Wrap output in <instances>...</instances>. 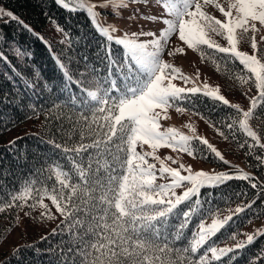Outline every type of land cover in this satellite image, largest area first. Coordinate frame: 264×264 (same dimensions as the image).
I'll return each mask as SVG.
<instances>
[{
	"label": "snow or ice",
	"instance_id": "snow-or-ice-1",
	"mask_svg": "<svg viewBox=\"0 0 264 264\" xmlns=\"http://www.w3.org/2000/svg\"><path fill=\"white\" fill-rule=\"evenodd\" d=\"M53 3L73 15L83 11L88 16L94 30L104 40L96 58L106 71L101 75L84 57L86 74L81 73V79L74 80L67 65L56 58L65 80L77 84L83 94L69 97L71 102L79 101L82 106L83 123L78 142L70 147L49 141L55 149L62 150L70 169L66 170L59 162L50 165L58 188L35 189L31 183L26 184L10 194V200L0 201V213L16 207L23 210L27 206L30 211L39 207L43 209L40 216L53 219L49 204L45 203V198L50 200L55 211L64 218L61 223L67 222L76 241L75 246L67 248L65 264H224L225 258L227 264H234L240 252L264 237V228L245 233L243 240L232 232L227 237L235 241L232 246L219 247L215 238L231 226L235 216L251 209L256 201L237 205L228 209L227 215H222L221 208L210 199L212 193L205 195L201 190L219 188L232 180L249 181L252 188H256L257 183L239 168L234 172H210L193 171L191 165L186 167L182 163L172 167L166 161L177 164L178 160L172 156L162 159L157 152L168 148L196 159L199 149L193 146V141H197L216 159L230 165L217 147L196 134L191 124L186 125L191 135L176 127H162L161 120L169 119L171 108L178 113L195 111L215 127L196 111L198 97L236 110L239 118L226 127L233 130L238 125L250 138L251 143L245 140L239 144L240 148L248 146V155L253 148L264 149L261 135L250 124L257 109L264 106V49L259 47L264 35L257 40L264 29V0H99L98 3L53 0ZM209 7L220 15L208 11ZM109 8L113 10V17L121 19L124 10H131L123 30L116 23H101L103 13L96 10ZM4 17L8 18L5 24L16 22L23 30L44 40L13 12L0 8V20ZM49 20L56 24L52 17ZM138 21L158 27L145 30L141 25L132 31L129 24ZM56 30L64 35L65 40L61 41L64 43L68 33L58 24ZM174 37L187 49L199 53L202 61L211 59L217 71L220 63L216 54H223L221 59L227 64L238 62L242 69L230 79L241 86L254 85L256 95L249 97V108L243 110L239 104L230 103L219 86L213 87L207 81L201 83L199 70L195 76L188 75L166 61L165 53L169 57L185 54V47L169 49ZM249 39L251 54L240 49L241 43ZM6 42V35L0 30V61L11 64L2 50ZM114 45L120 48L119 53ZM12 52L17 59L31 55L18 46ZM177 80L182 81L183 86L174 83ZM25 86L34 87V84ZM216 131L225 140L229 138L219 128ZM89 138L90 142H85ZM68 139L71 140V136ZM255 159L264 165V157L257 155ZM158 179L163 182L157 183ZM178 189H182L179 194ZM30 211L24 215L29 216ZM209 217L211 223L206 222ZM193 221H196L194 225ZM190 225L193 227L188 235L186 230ZM56 231L53 229V234ZM169 237L177 241L183 239L186 244L174 249ZM19 251L16 247L13 254L18 255ZM261 253L264 254V249ZM261 258L258 254L257 264Z\"/></svg>",
	"mask_w": 264,
	"mask_h": 264
},
{
	"label": "trees",
	"instance_id": "trees-1",
	"mask_svg": "<svg viewBox=\"0 0 264 264\" xmlns=\"http://www.w3.org/2000/svg\"><path fill=\"white\" fill-rule=\"evenodd\" d=\"M0 8L13 12L44 38L43 41L37 39L19 27L16 22L5 24L7 17L0 20V30L6 35L7 41L2 45V50L11 61V64L0 61V201H8L11 198L10 194H15L29 183L35 189H51L53 186L58 188L50 165L59 162L66 170L70 169V164L62 154V150L55 149L49 141L66 143L70 147L78 142L80 124L83 123L80 119L82 106L79 101L71 102L69 97L83 94L77 84H69L65 80L57 66L56 58L59 57L67 65L74 80L81 79V73L86 74L84 57L88 58L87 64L95 67L101 75H104L106 70L96 58V53L104 42L103 37L94 30L83 11L73 15L57 7L53 0H0ZM49 17L68 33L64 43H61L65 40L64 35L56 30V24L52 23ZM82 37L84 39H81ZM17 46L27 50L31 55L17 59L12 52ZM113 47L117 53L120 52L118 46ZM260 48L264 49V42ZM207 51L213 52V50ZM196 54L201 60L199 53ZM222 56L223 54H216V59L220 63L219 71L211 59L201 61L217 72L227 89L236 87L254 89L253 84L241 86L234 79H230L234 73L242 69V66L238 62L227 64L221 59ZM28 83L34 84V87H26ZM183 106L188 107L187 104ZM196 111L206 116L215 125V129L219 128L229 137L228 140L234 148L241 152L246 166L253 170L249 173L253 178L252 182L258 185L252 188L249 181L232 180L219 188L201 190L205 195L211 192L212 203L218 205L222 211L230 206L236 207L252 200L256 201L251 209L235 216L231 226L218 234L215 239L219 245L231 241L232 239L227 237L232 232L241 234L244 227L252 221H264V165H260L255 159L257 155L264 157V149L253 148L252 154L248 155L247 145L244 148L239 147V144L245 140L249 143L251 140L239 130L238 125L234 126L233 130L226 127L233 119L239 118L236 110L206 97H198ZM84 112L87 114L86 110ZM251 122L264 139V106L257 109ZM12 135L14 136L10 137ZM69 136L71 140L68 139ZM9 141L14 143L10 144ZM85 142H90V138ZM193 146L199 149L196 159L214 163L219 167L225 165L197 141H193ZM86 156L87 154L85 158ZM237 193L241 195L237 196ZM33 202L29 201L30 204ZM45 202L52 206L47 198ZM13 213V209H7L4 213H0V216L7 217L10 221ZM63 219L57 213L52 225L47 226L42 234L37 235V232L34 233L35 235L31 234L30 238L22 239L13 249L0 251V264H65L67 248L69 245L75 246L76 241L68 230L67 222L61 223ZM172 222L176 223V221ZM195 223L196 221H193V225ZM0 225L4 226L0 229L1 242L8 229L10 230L14 224ZM193 225L186 230L188 235ZM53 229H57L55 234ZM42 237L46 239H41ZM169 244L174 249H181L186 241L172 240L169 237ZM16 247L20 249L18 255L13 254ZM262 249H264V237L258 238L252 246L240 252L234 264H257L258 254L262 256L259 264H264ZM224 264H227V258Z\"/></svg>",
	"mask_w": 264,
	"mask_h": 264
},
{
	"label": "rangeland",
	"instance_id": "rangeland-1",
	"mask_svg": "<svg viewBox=\"0 0 264 264\" xmlns=\"http://www.w3.org/2000/svg\"><path fill=\"white\" fill-rule=\"evenodd\" d=\"M92 2L98 3L99 0H92ZM96 11L103 13V15H101L100 17V21L102 24L116 23L117 27H120L121 30H123L124 21L127 20L128 12L131 10L130 9L124 10L123 19H121V17H113L112 15L113 10L111 8L107 10L97 9ZM208 11L212 12L217 16L220 15L218 11L212 9L211 7L208 8ZM141 25L144 27L145 30L151 27H158V25H149L144 21L132 22L129 24V27L132 31H136ZM260 35H264V29H262L261 32L257 35L258 41ZM217 40L220 41L222 44L225 43L224 41L220 40V38H217ZM262 43L259 44V47ZM173 47H185V54L183 55L177 54L173 57H169L167 53H165L164 59L166 61L173 63L176 67H180L182 71L188 75L195 76L197 70H199L201 83L207 81V83H209L213 87L219 86L221 89V94H223L230 101V103L239 104L243 110H247L249 108L250 106L249 97L256 95L255 88L254 89L249 88L251 89V91H249L246 88L241 89V87H236L229 90L225 86L222 78L217 74V72L214 69L209 67L207 64L203 63L196 54V52H194L191 49H187L186 46H184L183 43L178 41L175 37L172 39V41L169 44V49ZM240 49L243 51H247L251 54L250 39L242 42L240 45ZM174 83H177L179 86H183L182 81L177 80L174 81ZM168 116L169 119L161 120V124L163 128L176 127L184 134L191 135L192 133L189 131V128L186 127V125L191 124L196 128L197 135L204 136L211 144L217 147V149L221 151V153L224 155L225 159H227L230 162V165H224L223 167H219L214 163L193 159L192 157H189L186 153L173 152L171 149L168 148L159 149L157 155H159L162 159L166 156H172L173 159L178 160L177 164H172L171 161H166V163L170 164V166L179 167V164L182 163L186 167L191 165L193 171L202 169L210 172L213 170L215 172H222V171L234 172L236 168H239L247 173L253 172V170H250L246 166L245 162L242 159L241 152H238V150L234 148V145L228 139L225 140L224 137L220 136L213 126H211L204 119H201L200 115H197L192 111L178 113L176 112L175 108H171L168 110ZM250 124L252 125L251 121ZM14 135L10 137H13ZM261 142L264 143V139L261 138ZM149 161L154 162L151 160V158H149ZM157 167H159L158 163H157ZM182 174H186V173H182ZM160 182L163 181L158 179L157 183ZM181 191L182 189H178L177 190L178 194ZM49 207L52 211V215L56 217L57 212L55 211V207L53 205L52 206L49 205ZM234 208H235L234 206H230L226 208L225 210L222 211V215H227L228 209H234ZM13 210L14 213L12 214L10 221L7 217L0 216V224L1 223L6 225H10L12 223L14 224V226L10 228V230L8 229L7 234L1 240L0 251L13 249V247L17 243H19L22 239L30 238L32 236L31 234L35 235L36 232L37 235L42 234L44 229L47 226L52 225V222L55 220V218L46 219L40 216V213L43 211V209L39 207L31 211L27 206H25L23 210H21L20 207L13 208ZM29 211H30V215L25 216L24 213ZM17 217H19V219H17ZM211 219L212 218H208L206 222L211 223ZM3 227H4L3 225H0V229H2ZM260 228H264L263 220L252 221L250 224L244 227L241 234L238 235L237 239L243 240L245 239L244 236L245 233H252L256 229H260ZM234 243L235 241L231 240L221 243L218 246L219 247H224L226 245L232 246Z\"/></svg>",
	"mask_w": 264,
	"mask_h": 264
}]
</instances>
